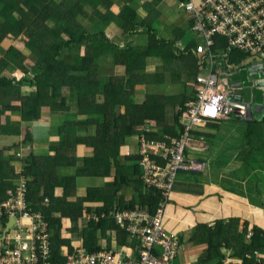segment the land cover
<instances>
[{
  "label": "trees",
  "instance_id": "obj_1",
  "mask_svg": "<svg viewBox=\"0 0 264 264\" xmlns=\"http://www.w3.org/2000/svg\"><path fill=\"white\" fill-rule=\"evenodd\" d=\"M124 1L125 6L118 15L108 11L102 16L105 26L98 33L90 34L85 27L77 26L75 19L80 14L87 15V5L93 6L95 10L99 5L110 8L112 0H0V46L5 39L16 42L6 50L1 49L3 52L0 51V136L5 133L19 136L21 142L18 143L31 147L34 139L31 128H21L18 123L13 128L9 123L4 126L3 119L8 122L13 118L22 121L21 125H28L39 121L44 109L60 108L69 113L57 134L52 133L58 135L60 145H57L53 154L47 155L45 167L42 165L43 156L38 157L31 148L28 154L19 156L16 155L19 149L15 154L10 153L12 148L16 149L20 145L18 143L0 147V201L7 198L8 190H14L17 183L22 182L28 188L32 209L42 211L44 220L54 231L52 248L58 263L65 262L63 247L68 253L77 251L71 240L61 236L62 218L69 215L73 228H77L78 220L86 210L83 203L91 199L98 200L95 187L88 188L85 196H75L77 175H110L114 159L116 169L113 183L109 184V190L106 188L99 194L101 199L107 196L114 203L121 185L134 184L139 195L125 208H150L154 211L160 204L161 193L158 189H146L142 179L141 183L138 179L127 177L125 163L119 160L121 145L138 126L159 125L150 136L162 138L165 134L180 136L187 125L184 121L188 99L186 91L177 98L154 95L145 102L137 103L133 95L137 85L154 83L155 76L158 77L156 83L160 84L162 73L151 75L145 71L146 57L160 58L165 72L174 73L175 70L186 69L192 61L198 67L199 58L192 52L196 45L187 44L184 50H179L159 37L155 30L147 28L149 42L146 46L128 45L120 49L105 35V28L111 21L117 23L126 36L147 24L146 20H138L136 10L131 7L132 0ZM104 53L120 56L126 68L123 76L107 77L105 73L102 74L103 67L97 59ZM248 57V54L239 50L231 51L229 66L231 63L232 69L240 66ZM142 71L146 74L143 80L140 79ZM197 75L198 71L190 78H196ZM23 88H28V91H23ZM66 89L69 96L65 95ZM259 90L256 100L262 103L263 97ZM75 116H79L80 120L71 123ZM79 125L86 132L78 135L74 130ZM254 125L255 122L247 126L249 132L255 128ZM92 126L97 131L90 136L87 130ZM77 144L92 147V154L86 155L80 165L74 154ZM16 162L22 166L17 167ZM58 166L76 170L71 175L60 174L56 168ZM193 173L195 176L200 175L198 172ZM57 186L64 189L62 197L53 196L52 189ZM143 188L145 191H142ZM45 197L47 200H44ZM111 207L107 204L94 209L100 217L97 222L91 221L81 241L88 251L101 250L97 243L98 229L105 236L108 231L114 230L118 243L128 244V234L110 215ZM102 213L105 215L102 216ZM239 222L238 218H230L216 221L212 226H196L188 241L208 244L201 262L223 257L222 249L226 248L233 251V256L242 258L243 264H264V229L254 226L252 236L247 239V231L243 229L239 232ZM255 252L259 254L258 261ZM248 254L252 255L251 258L246 257Z\"/></svg>",
  "mask_w": 264,
  "mask_h": 264
},
{
  "label": "crops",
  "instance_id": "obj_2",
  "mask_svg": "<svg viewBox=\"0 0 264 264\" xmlns=\"http://www.w3.org/2000/svg\"><path fill=\"white\" fill-rule=\"evenodd\" d=\"M140 1L144 4H147V10H151L152 12L155 6L160 5V3L162 2L164 4V2L167 0H140ZM125 3L126 2L124 0H112V6L110 8L105 7L103 5H99L98 8H96V10L93 8V6L87 5L89 7L86 9L87 15L80 14L75 19V24L77 26L85 27L90 34L98 33L99 30L105 26L102 16L106 15L108 11H110V13H112L113 15H118L121 12V10H123ZM98 12H100V14ZM187 18L188 17L186 14V23L189 25V21L187 20ZM146 22L150 24V21H146ZM123 23L124 22H122V24ZM148 27L151 29L150 25ZM105 35L110 42L119 45L120 49L128 45L134 46V44H137L136 46H146L149 42V35L147 38H144L145 36L141 34L140 30H137V32H134V34L132 35L127 34L128 36H126L123 33V30L114 21H111L106 26ZM5 40L6 41H3L2 43L5 42L9 45L16 44V42L14 43V40L13 41L9 39H5ZM97 60L101 61L100 65L103 67L102 74L105 73L107 77L112 75H123L125 72L126 68L120 56H116V55L111 56L108 53H104ZM110 60H113L114 63L110 62ZM144 64L146 65L145 71L151 75L157 74L159 72L163 73L165 71L164 63L158 57H146ZM243 65L249 69L250 80H253L255 78L254 80H256V83L260 82L259 77L255 76L252 78V75H255L256 73H260L263 77L264 74L261 72V70L264 69V67H261V65H259V62L257 60L251 58H247L245 62H243ZM216 66L217 69L220 68L219 67L220 65H218V63L216 64ZM106 67L109 68V70H107ZM197 71H199L198 72L199 74L200 72H203V69L201 67H198ZM230 74H232V72ZM244 79L245 78L242 77L241 80L237 79L235 80L234 83H230V84L233 85L236 88V90H241L244 86L243 83ZM156 84L158 83L155 82V84L150 83V84L137 85L135 87L136 89L135 97H138L137 94L138 87L143 85L154 86ZM188 88L190 90V93H187L188 96L187 101H189L192 98V96H194L193 87H188ZM257 88H259V86L255 85L256 90L259 89L261 90V88L259 89ZM23 91H28V88H23ZM65 95L69 96L68 89L65 90ZM243 99L244 98H242V101ZM72 101H74V99H72ZM246 101L247 102L243 101L244 103H246L245 108L247 107V110H245L246 117L242 115L235 117V119L233 117L231 118L225 117L217 120H207L205 123L201 124L203 125V127L198 128L200 126L199 125L195 128L196 135L193 131L194 135H193V140L191 142L193 147L189 149L206 152V154H210V157L208 156V160L198 159V161L203 162L202 169L197 171H192V170L181 171L178 174L177 180L175 182L174 190L171 195L172 200L170 198L169 202L167 203L166 206L167 213L175 221L177 222L179 221L181 226L180 232L175 234L179 235L180 238L182 239L180 253L178 257L171 264L223 263V260L227 256V253L228 255L230 254V258L232 261L237 263L242 262V258L233 256V251L226 248L222 249L223 257L217 258L215 260L207 261L205 263L201 262V258L203 257L205 251L207 250L208 244L204 242L190 243L188 241L192 231L196 230L195 228L199 224H206L208 226H212L216 221L219 220L238 218L240 220L239 232H241L243 229L247 231V239H250V237L252 236L253 233L252 228L254 226L264 229V193L261 192L260 190L261 187L263 186L258 187L262 184V181L264 179V131H263L264 129H260L259 131H256L254 129L255 131H251V132H249L247 129L248 140L245 144H243V146L246 147H243L245 149H242L239 152L230 151L229 153L226 152L221 153V152H216V150H214V148L216 147V143H225V147H229V144H234V141L236 139V133H239L237 132V130H233L227 133H222L220 130H223L224 128L221 127V123L226 122L225 120L227 121L238 120V122L236 123L232 121H229V123L235 126L240 124L239 128H244L241 127L243 125L251 126V123L253 122H255L254 126L256 129L257 127L264 128V107H262V103L258 102L254 95L251 98V101L248 100ZM249 104H251V107H254L256 113H254L253 110L251 113L248 111ZM176 109H178V107ZM238 109L240 110L242 108H238ZM259 109L260 110L263 109V110L260 111ZM68 114L69 113L61 111L60 108L49 109L50 117L43 118V112H42V116L40 117L41 119L35 123H31L28 125H21L20 123H22V121L14 120L13 118L8 123L11 124L12 126L17 125L18 123V125L21 128H24L25 126L31 129L34 128L33 129L34 132L40 131L43 134L44 138H40L39 140L33 139V144L31 145V147L28 146V144H26L25 148L28 149L29 152L30 148L32 150V147L39 146V154L37 155L38 157L43 156L42 165L43 167H45L46 162L44 161H46V156L50 154V152L46 151L48 145L47 146L45 145L48 141V138L51 137L53 133V131H50V128H52V126L55 125V128H57L58 131L59 126L63 125L65 119H68L67 118ZM237 114L241 115L242 113H237ZM56 116H58L59 121L58 122L54 121V123H50L49 121L55 118ZM73 120L79 121L80 120L79 116H75L74 119L71 120V123L73 122ZM40 124H43L44 126L39 128L34 127ZM151 127L154 130H156L157 129L156 127L159 128V125L156 126L154 125ZM141 128L142 126H138L131 135H128L126 137L125 142L121 145L120 154H119V160L125 163V167H126L125 170L127 177L132 180L138 179L139 181L141 180V173H142V168L140 165L139 144H138L139 137L141 134V130H140ZM89 129L91 130L92 128H88V130ZM85 132H86L85 128H76L74 130V133H77L78 135ZM0 137H1L0 147L5 146L6 145L5 143L9 145L12 142L18 143V141H20L19 136L8 135L4 139H2V136ZM16 138L18 141H15ZM4 140L5 142H3ZM131 145H135L137 147V150L134 151L133 149H131L130 147ZM78 148L80 149L79 151L83 153L82 151L83 149H81L80 147ZM82 148H84V150H88V152H86L85 155L92 154V147L82 146ZM16 149H19L20 151L22 150L21 147H17ZM33 153L36 154L35 151H33ZM112 160H113L112 169H111L112 173L110 175H98V176L77 175V189H76L77 194L75 196L79 198L85 196L88 192V188L96 187L99 184V182H101L102 185L108 188L109 190L110 187L109 184L111 182H108L105 179H109V180L114 179V171L116 168L114 165V159ZM15 164L18 167L21 163L16 162ZM77 164L80 165L79 162H77ZM56 168H58L60 174L68 173L70 175L74 174L76 170L75 168L74 171L73 169L67 170L65 167L62 166H58ZM256 171L257 172L262 171L260 175L261 178L257 180V183H255V179H254L255 176H253V173ZM193 172L195 173L198 172L200 173V175L195 176ZM104 176L106 178H104ZM142 191H145V189L143 188ZM52 193L53 196L62 197L64 194V189L61 186H57L52 189ZM138 195H139V191L136 190L135 185L129 184L127 186L125 185L120 186V188L118 189L117 200H115L114 203H112V199L107 198V196L106 198L108 203L106 201V198L100 200L91 199L85 201L83 203V207L85 206L84 209H86L87 211L85 210V213L80 218V222L78 223L77 228H73L72 221L69 215H66V217L62 218V222L65 225L64 233H66L68 237H71L70 236L71 231L77 232L74 234L77 239L73 241V239L71 238V240L74 242L75 248L84 246L82 245V242L80 240L82 238L81 237L82 233L84 232L85 229H87V227L89 228V224L91 223V221L97 222L95 221V218H91V216L97 215L98 216L97 219H99L100 217L98 215V212L96 214L94 209L101 208L108 204L112 206L110 211L126 210L129 209V208H125L127 203H129L132 199H136ZM88 209H91L93 211L88 212ZM55 215H57V213H55ZM104 215L105 213H102V216ZM112 219L114 218L112 217ZM97 238H98L97 243L101 247L100 248L101 250H107V251L113 250L116 253H121V254L127 253L128 255L134 257H136V255L138 254L134 242L129 240L128 237L126 238L128 244H119L118 239L116 238V231L114 230L108 231L105 236V234L101 231V229H98Z\"/></svg>",
  "mask_w": 264,
  "mask_h": 264
},
{
  "label": "built area",
  "instance_id": "obj_3",
  "mask_svg": "<svg viewBox=\"0 0 264 264\" xmlns=\"http://www.w3.org/2000/svg\"><path fill=\"white\" fill-rule=\"evenodd\" d=\"M180 6L187 13L190 28L198 34V43L192 51L199 58L198 65L203 72L189 84L194 96L185 104L187 125L180 136L165 134L156 138L150 136L154 131L151 126L140 129L141 179L145 188L160 191V204L154 211L134 208L110 212L129 240L134 242L138 251L136 257L113 250L91 252L79 247L64 263H58L50 254L48 222L42 224L45 222L42 211L27 208L26 188L21 182L14 190H8L7 198L0 201V264H171L178 257L180 236L165 230L163 217L178 174L203 167V162L188 157L187 149L193 147V131L206 120L246 117L247 107L243 102L246 100L242 101L236 88L223 77L232 70L229 66L231 51L248 54V58L257 60L264 67V0H181ZM217 57L225 60L229 71H217ZM261 72L264 74V69ZM261 79L256 85L262 89ZM237 108L243 109L241 115L236 113ZM9 218L15 222L6 230ZM24 220L28 222L25 231ZM251 256L246 255L247 258ZM255 258L259 260L257 252ZM214 264H243V261L234 262L227 253L223 263Z\"/></svg>",
  "mask_w": 264,
  "mask_h": 264
},
{
  "label": "rangeland",
  "instance_id": "obj_4",
  "mask_svg": "<svg viewBox=\"0 0 264 264\" xmlns=\"http://www.w3.org/2000/svg\"><path fill=\"white\" fill-rule=\"evenodd\" d=\"M180 2L181 0H167L162 3H160V5L155 6L153 8V11L151 12L150 10H147V7L145 8V6L147 4L142 3L140 0H133L131 2V7L135 8L137 15H138V20L141 21V19L146 20V21H150V24L147 23L145 24V26H140L137 29L141 31V34H143L145 37H148V33H147V28H149L148 26L150 25L151 28L153 30H155V32L157 33V35H159V37H161L162 39L166 40L169 43H172L173 45H175V47H177L179 50H184V48L187 46V44H192V45H196L198 43V40L196 39V36H198V34L193 31L189 25L186 23V14L184 9L181 8L180 6ZM163 4V6H162ZM188 20V19H187ZM6 41V40H4ZM13 44H7V43H1V48L0 51L3 52L1 49L6 50L8 47H10ZM137 44H134V46H136ZM3 55V53H1ZM220 54V53H219ZM112 56V55H111ZM110 62L114 63L113 60H110ZM218 62H220V68L217 70L219 73H222L223 71H229L228 66L225 64V60L221 57H217L215 59V64H217ZM181 64V62H180ZM180 64H178L180 66ZM232 63L231 66L232 67ZM198 67H200L198 65ZM198 67H196V63L195 61H192L191 65H189L186 69L184 70H175L174 73L170 72V71H164L162 73V78L160 79V84H156L154 86L151 85H143L137 88V94L138 97H135L136 94V89H135V93L133 95V99L134 101L137 102H145L147 101L151 96L154 95H165L168 97H174L177 98L181 92L186 91L187 93H190L189 90V84L194 83L195 77L194 78H190L192 75H196V71L198 70ZM107 70H109V68L106 67ZM199 72V71H198ZM232 74H227V75H223V77L229 82V83H234L235 80H241V78H245L244 79V86L241 90H236V93L241 96L242 98L251 101V98L253 97V95L256 97V95L258 94V91L255 89V85H256V80H250V72L249 69L247 67H245L243 64H240V66H234L233 69L231 70ZM159 74H161V72H159ZM175 74V75H174ZM115 75H112V77H114ZM117 76H123V75H117ZM146 76V74H144V71H142V76H141V80H143V78ZM181 76V77H180ZM259 77V79L262 78V75L260 73H256L255 75H252L253 77ZM157 78L158 77H153V82L155 84V82H157ZM188 78V79H187ZM257 79V80H259ZM168 82V83H165ZM186 84V87H185ZM192 89V88H191ZM178 110V109H177ZM42 116V115H41ZM50 117L49 115V109H47L46 111H43V118H48ZM235 119V117H234ZM4 121H2V123L4 124V126L7 125L8 122L10 121H6L5 119H3ZM54 121L58 122V116H56L55 118H53L52 120H50V123H54ZM226 122H222L221 123V127L224 128L223 130H220L222 133H227V132H231L233 130H237L236 133V139L234 141V144H229V147H225V143H216V147L214 148V150H216V152H221V153H229L230 151H237L239 152L242 149H245L243 147V144H245L247 142V131H245L247 129V125L246 126H241L244 128H239V125H231L229 123V121H232L234 123H236V120H225ZM48 122V121H45ZM14 126V125H13ZM12 126V127H13ZM44 126L43 124L34 126L35 128H39ZM80 126V125H79ZM203 127V125H200L198 128ZM78 128H83V127H78ZM92 129L87 130L88 134L95 135L93 133H96L97 129L96 127L92 126ZM140 128V127H139ZM34 128L31 129V131L33 132V136L35 140H39L40 138H44L43 134L39 131V132H34L33 130ZM259 131L260 129H264V128H253L252 131ZM50 131H53V133H57V128H55V125L52 126V128H50ZM264 131V130H263ZM243 132V133H241ZM83 134V133H82ZM2 139L6 138L8 136V134H4L1 135ZM225 138V136H224ZM44 140V139H43ZM15 141H18L17 138ZM220 141V140H219ZM5 142V140L3 141ZM21 142V141H20ZM20 142L18 144H20ZM6 145H8L7 143H5ZM5 145V146H6ZM47 150L48 152H50V154H53L57 147V145H60V138L58 137V135H51V137L48 138V141L46 143L45 146H47ZM18 146V145H17ZM34 146V145H33ZM249 146V145H248ZM21 147V155H26L28 152V149L25 148V146H22L21 144L18 146ZM76 151H74L75 157L77 159V162H79V164H82V159L86 156L85 153L88 152V150H84V148H82L81 146H76ZM80 147L81 149H83V153H81L79 150ZM131 149H133L134 151L137 150V147L135 145H131L130 146ZM15 148H12V150L10 151V153L15 154L14 150ZM86 149V148H85ZM32 150L36 152L35 155L39 154V146H35L32 147ZM187 153H188V157L189 159H196V160H208V156L210 157V154H206V152H202L199 150H191V149H187ZM8 154V152H7ZM48 154V155H50ZM47 157V156H46ZM212 158V157H211ZM210 158V159H211ZM81 160V161H80ZM49 163L50 160L48 161ZM208 162V161H207ZM225 163V162H222ZM21 165V164H20ZM22 166V165H21ZM227 166V165H226ZM260 166V165H259ZM16 167V166H15ZM231 167V166H229ZM21 170V168H20ZM262 171H256L253 173L254 179H255V183H257V180L260 179V175H261ZM104 178H106L104 176ZM108 182H113V180H109V179H105ZM94 186V185H93ZM263 186V187H261ZM256 187V186H255ZM258 187H261V192L264 193V179L262 181V184ZM97 190L96 197L98 200H100L102 197H100V193L104 190L106 191V187H104L102 185L101 182H99V184L95 187ZM99 192V193H98ZM172 200V198H171ZM107 201V198H106ZM108 203V201H107ZM43 203H40V205H42ZM31 203H28L27 208H31ZM85 207V206H84ZM90 221V220H89ZM95 221H98V219H95ZM80 222V219L78 220V223ZM46 221L42 224L46 225ZM163 225L164 228L167 232H172V233H179L180 232V223L179 221H175L173 218H171V216H169V214L167 213V207L165 209V213H164V217H163ZM78 225V224H77ZM23 230H27L28 227V222L26 220L23 221ZM65 230V225L62 224L61 227V236L63 239H69L71 240V238L74 240H76L77 238L75 237V231H71L70 236L68 237L66 233H64ZM85 231V230H84ZM84 232L82 233L83 237ZM53 239H54V232L49 234L47 237V241L49 242L50 245V250H52V252H50L51 256L54 257V250L52 248L53 246ZM82 241V238L80 239ZM72 242V245L75 248V244L74 242ZM83 245V244H82ZM63 257L65 259H67V256L73 253H68V251L66 250V247H63Z\"/></svg>",
  "mask_w": 264,
  "mask_h": 264
},
{
  "label": "clouds",
  "instance_id": "obj_5",
  "mask_svg": "<svg viewBox=\"0 0 264 264\" xmlns=\"http://www.w3.org/2000/svg\"><path fill=\"white\" fill-rule=\"evenodd\" d=\"M247 102V101H246ZM11 128V127H10ZM7 146V145H6ZM2 147V146H1ZM16 155H19V156H22L21 155V151L20 150H18L17 152H16ZM25 200H26V203H27V205H28V203H31L32 204V201H29L28 200V188H26V196H25ZM32 206L33 205H31V210L32 211H36V210H33L32 209ZM11 219H12V221H11ZM14 219L13 218H9L7 221H6V225H5V227H6V230H8V229H11L12 228V226L14 225ZM8 223H9V225H8ZM49 229H50V234L51 233H53L54 231L53 230H51V228L49 227ZM81 247H83V246H81ZM79 247H77V248H75V249H78Z\"/></svg>",
  "mask_w": 264,
  "mask_h": 264
},
{
  "label": "water",
  "instance_id": "obj_6",
  "mask_svg": "<svg viewBox=\"0 0 264 264\" xmlns=\"http://www.w3.org/2000/svg\"><path fill=\"white\" fill-rule=\"evenodd\" d=\"M262 82H263V85H264V75H263V77H262ZM261 91H262V97H263V100H262V107H264V87H262ZM252 110L254 111V113H256V110L254 109V107H251V104H249V106H248V111L251 113ZM259 110H260V109H259ZM262 110H263V109H261L260 111H262ZM11 221H12V219H11ZM8 225H9V223H8Z\"/></svg>",
  "mask_w": 264,
  "mask_h": 264
},
{
  "label": "bare ground",
  "instance_id": "obj_7",
  "mask_svg": "<svg viewBox=\"0 0 264 264\" xmlns=\"http://www.w3.org/2000/svg\"><path fill=\"white\" fill-rule=\"evenodd\" d=\"M242 111H243V109H240V110L238 108L236 109V113H243Z\"/></svg>",
  "mask_w": 264,
  "mask_h": 264
}]
</instances>
